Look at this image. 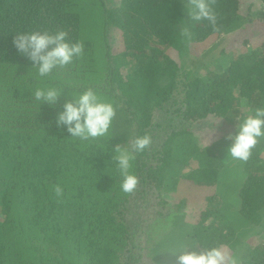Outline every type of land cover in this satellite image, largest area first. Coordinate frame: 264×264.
Returning a JSON list of instances; mask_svg holds the SVG:
<instances>
[{
  "label": "trees",
  "instance_id": "1",
  "mask_svg": "<svg viewBox=\"0 0 264 264\" xmlns=\"http://www.w3.org/2000/svg\"><path fill=\"white\" fill-rule=\"evenodd\" d=\"M257 1L244 14L243 0H214L216 31L191 20L187 0H0V264H176L193 244L264 264V140L247 162L223 158L242 103L264 106ZM61 30L84 42L85 56L41 79L13 40ZM222 36L231 56L191 61ZM45 85L64 90L54 107L32 97ZM85 86L114 102L117 116L110 137L82 143L56 117ZM210 119L213 136L186 128ZM145 133L153 142L136 154L140 184L127 195L112 150Z\"/></svg>",
  "mask_w": 264,
  "mask_h": 264
},
{
  "label": "clouds",
  "instance_id": "2",
  "mask_svg": "<svg viewBox=\"0 0 264 264\" xmlns=\"http://www.w3.org/2000/svg\"><path fill=\"white\" fill-rule=\"evenodd\" d=\"M188 15L197 24L208 21L216 31L217 13L213 7L214 0H187ZM189 34V29H185ZM14 47L26 55L33 64L36 74L41 79L51 77L59 69L67 68L77 59L85 56L83 41L73 42L69 32L31 31L17 33L13 40ZM64 90L51 85L37 87L32 97L39 105L55 106ZM242 112L235 115V132L226 139L230 141L228 158L247 162L262 140H264V106L253 112L247 111V101L242 103ZM117 116V107L111 100L101 96L94 88L85 86L83 91L72 94L71 99L63 105V110L56 117V126L67 131L69 140L90 142L100 138H108L112 134L113 124ZM233 117V115H232ZM152 136L148 133L138 135L128 145L117 144L113 159L122 177L120 189L124 194L132 195L140 184L139 177L132 171L137 153H144L152 144ZM57 197L64 194L63 188H54ZM193 244L176 256V264H238L235 257L225 251L223 246L207 247L196 250Z\"/></svg>",
  "mask_w": 264,
  "mask_h": 264
},
{
  "label": "rangeland",
  "instance_id": "3",
  "mask_svg": "<svg viewBox=\"0 0 264 264\" xmlns=\"http://www.w3.org/2000/svg\"><path fill=\"white\" fill-rule=\"evenodd\" d=\"M243 3H244V8H243V12H244V14H247V8L249 7V6H253L254 7V10H258V9H260V7H259V5H258V1L257 0H243ZM254 30V32H256L257 31V26L253 29ZM244 37H245V35L243 36L242 35V37H240V39L238 38V41L236 42V44L238 43V42H240V43H238V45H240V44H242L243 43V41H244ZM251 39H253L254 38V36H251L250 37ZM114 42V44H117V41L116 40H113ZM235 44V45H236ZM207 46H209V47H207L208 49H206L203 53H202V55L200 56V57H198V56H194V57H192V59H191V61L192 62H194V63H196L198 66H201V65H204V63L202 62V59H204V60H207V61H209L210 62V59H207V58H210V57H213L214 58V60H215V58H218L219 56H220V53L223 51V50H227V51H230L229 52V54H228V56H231L232 55V53H231V49H232V47L234 46V45H231L230 43H229V41H228V39L226 38V36L225 37H221V38H217L216 40H212V39H209L208 41H207ZM242 46V45H241ZM251 47H249V49H253L254 50V48L256 47V45H250ZM193 50L194 49H192V53L191 54H193V53H195V52H193ZM170 53L172 54V56L174 55V52L173 51H170ZM191 61H189V63H191ZM200 62V63H199ZM217 67V64H214V63H210V66H209V68L207 67V69L208 70H206V71H201V73L204 75V76H208L209 75V73L211 72V70L212 69H214V68H216ZM210 71V72H209ZM105 85V84H104ZM242 112V111H241ZM184 122V121H183ZM186 122V128L189 130V131H193V133H195V134H197V135H201L202 136V131H205L206 129H205V127H208V129H211L210 130V132H209V134L210 135H214V131H213V119H210V121L209 122H205V124L201 121V122H193V121H185ZM217 126H215V128H216ZM218 128V127H217ZM212 131V132H211ZM232 133H233V131H231ZM221 133H224V131H221ZM196 139V138H195ZM204 139V138H203ZM228 151H226V152H224L223 153V158H224V160L226 159L227 161L226 162H229L228 160H230V162H229V164H232V159H230V158H228ZM236 167V166H235ZM189 171H190V169L189 170H186L184 173H185V175H187V173H189ZM235 171V170H234ZM233 171V172H234ZM235 172H237V171H235ZM234 172V173H235ZM233 174V173H232ZM233 176H235V175H233ZM180 178V177H179ZM226 181V180H225ZM224 181V182H225ZM220 186H222L221 184L220 185H218L217 186V188H216V190H220L221 191V193L222 194H224L225 193V190H224V188L222 187H220ZM214 190L215 189H212L211 190V192H210V194H212L213 192H214ZM191 193H194L195 192V188H192L191 189V191H190ZM172 199H175L177 202H180V200H179V195L178 196H173V197H171ZM174 200V201H175ZM179 200V201H178ZM204 205L202 204L201 205V207H203ZM199 213V212H198ZM250 238H254V237H250Z\"/></svg>",
  "mask_w": 264,
  "mask_h": 264
}]
</instances>
